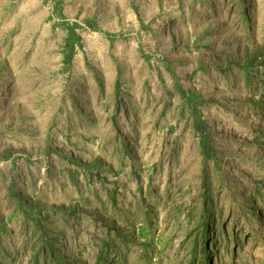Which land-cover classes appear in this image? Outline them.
Here are the masks:
<instances>
[{
    "label": "rangeland",
    "instance_id": "rangeland-1",
    "mask_svg": "<svg viewBox=\"0 0 264 264\" xmlns=\"http://www.w3.org/2000/svg\"><path fill=\"white\" fill-rule=\"evenodd\" d=\"M0 264H264V0H0Z\"/></svg>",
    "mask_w": 264,
    "mask_h": 264
},
{
    "label": "trees",
    "instance_id": "trees-1",
    "mask_svg": "<svg viewBox=\"0 0 264 264\" xmlns=\"http://www.w3.org/2000/svg\"><path fill=\"white\" fill-rule=\"evenodd\" d=\"M206 225H207V223H205V222H203V223H201L200 224V227L201 228H205L204 229V231H205V234H207L208 233V227H206ZM225 233H226V231H224ZM235 243H236V245L237 244H239V240L237 239V238H235ZM206 248H207V243L205 244V248L203 249V250H205L206 251ZM208 260H209V258H208V256H206V262L208 263Z\"/></svg>",
    "mask_w": 264,
    "mask_h": 264
}]
</instances>
